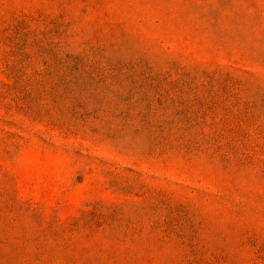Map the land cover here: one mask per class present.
I'll return each mask as SVG.
<instances>
[{"label": "rangeland", "instance_id": "obj_1", "mask_svg": "<svg viewBox=\"0 0 264 264\" xmlns=\"http://www.w3.org/2000/svg\"><path fill=\"white\" fill-rule=\"evenodd\" d=\"M0 264H264V0H0Z\"/></svg>", "mask_w": 264, "mask_h": 264}]
</instances>
